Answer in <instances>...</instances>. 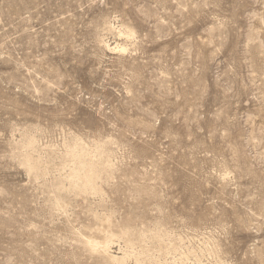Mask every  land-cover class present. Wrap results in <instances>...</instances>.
<instances>
[{"label": "rangeland", "instance_id": "374dc122", "mask_svg": "<svg viewBox=\"0 0 264 264\" xmlns=\"http://www.w3.org/2000/svg\"><path fill=\"white\" fill-rule=\"evenodd\" d=\"M0 264H264V0H0Z\"/></svg>", "mask_w": 264, "mask_h": 264}, {"label": "bare ground", "instance_id": "6f19581e", "mask_svg": "<svg viewBox=\"0 0 264 264\" xmlns=\"http://www.w3.org/2000/svg\"><path fill=\"white\" fill-rule=\"evenodd\" d=\"M109 48H110V45L108 44L107 45ZM88 181V180H87ZM90 245H91V247H97L98 246V244L96 243V242H94V241H90ZM103 247H108V244H106L105 246H103Z\"/></svg>", "mask_w": 264, "mask_h": 264}]
</instances>
